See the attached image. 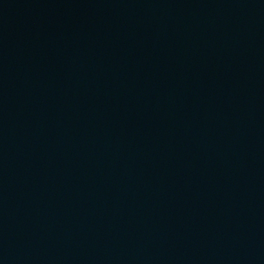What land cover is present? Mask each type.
Masks as SVG:
<instances>
[{
	"label": "water",
	"instance_id": "95a60500",
	"mask_svg": "<svg viewBox=\"0 0 264 264\" xmlns=\"http://www.w3.org/2000/svg\"><path fill=\"white\" fill-rule=\"evenodd\" d=\"M0 264H264V0H0Z\"/></svg>",
	"mask_w": 264,
	"mask_h": 264
}]
</instances>
